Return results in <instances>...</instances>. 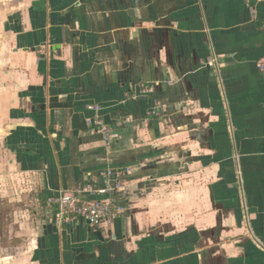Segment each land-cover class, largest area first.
I'll return each instance as SVG.
<instances>
[{"label":"crops","instance_id":"0c3cea01","mask_svg":"<svg viewBox=\"0 0 264 264\" xmlns=\"http://www.w3.org/2000/svg\"><path fill=\"white\" fill-rule=\"evenodd\" d=\"M261 58L260 3L0 0V183L10 201L38 188L49 214L1 263L264 264ZM155 100L159 118L147 114ZM237 167L261 246L242 222ZM107 169L129 171L113 221H50L49 197L86 177L100 188Z\"/></svg>","mask_w":264,"mask_h":264},{"label":"built area","instance_id":"2783aa9c","mask_svg":"<svg viewBox=\"0 0 264 264\" xmlns=\"http://www.w3.org/2000/svg\"><path fill=\"white\" fill-rule=\"evenodd\" d=\"M247 3L255 2L260 3L264 7V0H244ZM211 65L217 67L219 65L218 58L211 60ZM256 69L264 76V58L256 61ZM171 85L170 81H166ZM142 94L146 95L153 92L152 88H142ZM85 109L92 113L86 122L91 130L98 135L106 146L112 143V129L103 119L101 112L102 108L98 104H89ZM162 113V105L158 100L153 102V106L147 112L151 117L159 118ZM128 170L114 171L107 169L98 174L101 179L102 186L95 188L92 185L91 178L86 177L83 184L77 187L72 193L58 192L48 199V205H55L56 212L51 215L50 221H53L58 226H63L65 223L76 220L87 222L92 227H103L113 221L123 210V208L116 203L110 195H114L123 189L126 182ZM236 188L240 200L241 216L244 228L247 235L253 240L257 246H261V241L255 236L249 208L247 205L243 178L239 168L236 169ZM34 193L38 194L35 190ZM107 197H99L104 196Z\"/></svg>","mask_w":264,"mask_h":264},{"label":"rangeland","instance_id":"374dc122","mask_svg":"<svg viewBox=\"0 0 264 264\" xmlns=\"http://www.w3.org/2000/svg\"><path fill=\"white\" fill-rule=\"evenodd\" d=\"M7 190L4 183L3 185L0 183V264L1 259L6 256L25 253L29 248V242L36 237V233L49 215L42 209L43 201L39 194L34 193V187L30 189L31 191L25 192L18 201H10L12 197H9ZM25 212L29 216V221L23 218ZM19 223L26 225L20 227Z\"/></svg>","mask_w":264,"mask_h":264}]
</instances>
